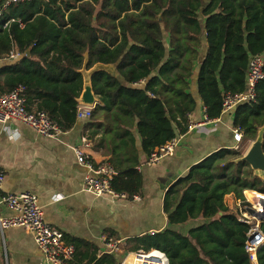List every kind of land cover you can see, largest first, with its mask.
<instances>
[{
	"label": "trees",
	"instance_id": "obj_1",
	"mask_svg": "<svg viewBox=\"0 0 264 264\" xmlns=\"http://www.w3.org/2000/svg\"><path fill=\"white\" fill-rule=\"evenodd\" d=\"M12 51L20 55L0 68V91L24 85L29 108L45 110L62 131L78 120L83 66L116 65L118 74H93L99 102L91 111L89 136L106 122L115 143L125 128L109 161L117 171L112 186L131 197L139 195L143 177L130 130H138L147 157L186 133L197 107L190 79L198 66L205 114L210 120L220 118L225 95L246 90L249 61L264 53V0L10 3L0 16V60L9 59ZM142 82L146 84L140 86ZM233 115L243 140L256 139L264 126V80L255 86V100L238 105ZM243 153L223 148L191 166L165 194L169 226L129 239V250L160 249L170 264H253L246 248L251 225L232 213L233 204L241 199L249 205L245 190L264 193V179L247 163L236 162ZM200 217L206 221L187 233L174 229ZM261 229L264 233V222ZM67 240L76 248L81 242ZM257 258L264 264V246ZM93 259L94 264H121L113 252Z\"/></svg>",
	"mask_w": 264,
	"mask_h": 264
},
{
	"label": "crops",
	"instance_id": "obj_2",
	"mask_svg": "<svg viewBox=\"0 0 264 264\" xmlns=\"http://www.w3.org/2000/svg\"><path fill=\"white\" fill-rule=\"evenodd\" d=\"M3 1L0 0V11L3 10ZM11 59L0 60V68ZM110 69L118 74L116 65L111 64ZM198 74L199 66L190 79V91L197 101L195 111L189 115V120L194 123L204 120V105L198 92ZM145 84L142 82L140 86ZM233 113L234 110L223 112L218 119L206 122L199 128L188 129L180 135L183 141L176 153L155 164L147 162L141 136L136 128L131 129L143 182L138 198L128 196L119 199L109 195L95 196L84 189L86 169L78 163L73 146L79 144L83 136H89L93 129L90 127L91 117L78 118L74 127L62 131L57 138L42 135L18 121L6 125L0 123V172L5 176L4 186L0 188V213L12 214L2 202L7 192L32 191L38 197L45 220L62 229L66 241L72 237L81 240L78 248L75 247L72 264H94L95 256L113 252L106 242L119 238L125 239L126 245L121 251L113 253L121 258L122 264L126 253L132 252L128 248L129 239L159 232L169 226L164 197L169 189L165 183L170 176L185 175L190 165L218 150L241 149L245 145V140L237 143L234 139ZM106 124L104 122L98 128L97 134L91 138L89 136L91 147L87 152L95 163L110 162L113 157L112 146L125 138L124 128L113 143L112 135L106 133ZM14 133H19V136L13 138ZM237 204H233L235 211ZM194 226L180 224L174 229L187 233ZM127 261L130 263L131 258ZM0 264L47 263L34 234L22 227H11L0 232Z\"/></svg>",
	"mask_w": 264,
	"mask_h": 264
},
{
	"label": "built area",
	"instance_id": "obj_3",
	"mask_svg": "<svg viewBox=\"0 0 264 264\" xmlns=\"http://www.w3.org/2000/svg\"><path fill=\"white\" fill-rule=\"evenodd\" d=\"M23 1L26 0H5L2 8L4 9L10 3ZM2 11H0V16ZM12 21V19L4 21L3 27L8 28ZM19 55V52L12 51L9 58H16ZM260 80H264V53L251 57L248 66L246 90L237 94H226L223 101V112L232 111L244 102L254 101L255 86ZM92 108L90 106H79L78 118L90 117ZM12 121L26 124L36 132L52 138H57L62 133L61 128L45 110L29 108L24 85H19L8 92L0 91V123L6 125ZM209 121L212 120L207 118L204 108V120L199 123L189 121L188 129L199 128ZM234 139L237 143L243 140V133L239 128L234 129ZM180 142V136L170 139L153 151L147 162L155 164L165 157L174 155ZM90 147L91 141L88 136H83L81 142L73 146L78 163L86 169L83 180L84 189L95 196L109 195L115 199L128 197L126 193L119 192L112 186L114 176L117 174L114 166L110 162L95 163L91 160L87 152ZM4 183V173L0 172V188L4 186ZM248 191L245 190L244 194ZM262 196L264 197V194ZM134 197L138 198L139 196L134 195ZM237 200L238 207L234 214L240 221L251 225L246 248L251 255L252 263L258 264L257 251L264 246V233L261 229V224L264 221L258 216L251 214L246 206L242 208L241 204L243 201L241 199ZM2 202L12 211V214L3 215L0 213L1 233L11 227H22L34 234L35 241L44 254L47 264H71L76 251L75 246L65 240V234L62 229L45 220L43 209L35 193L28 190L17 193L7 192L3 195ZM252 206L264 214L263 207ZM125 245L126 241L122 238L110 239L106 242V246L115 253L121 251V248ZM129 257L131 258L130 263L127 261ZM122 264H170V262L164 251L151 248L149 250L140 249L126 253Z\"/></svg>",
	"mask_w": 264,
	"mask_h": 264
},
{
	"label": "water",
	"instance_id": "obj_4",
	"mask_svg": "<svg viewBox=\"0 0 264 264\" xmlns=\"http://www.w3.org/2000/svg\"><path fill=\"white\" fill-rule=\"evenodd\" d=\"M115 65V64H114ZM111 64H103V63H96L90 69L86 68V64L81 69L83 73V91L78 98V102L82 106H90L95 107L98 103V97L93 90L92 85V77L93 74L99 70H106L108 72H112L110 69ZM237 107L234 108V110ZM183 140H181L182 143ZM245 162L247 163L250 168L254 171V174L264 179V126L260 128L256 139L252 140L249 144L245 152L236 159V162ZM192 166V165H190ZM179 178V175L175 174L170 176L169 180L165 183L167 189ZM259 191L249 190L246 194H244V198L250 205L247 206V210L255 215L258 216L261 220L264 221V214L253 208L252 205L255 207H263L264 209V197Z\"/></svg>",
	"mask_w": 264,
	"mask_h": 264
},
{
	"label": "rangeland",
	"instance_id": "obj_5",
	"mask_svg": "<svg viewBox=\"0 0 264 264\" xmlns=\"http://www.w3.org/2000/svg\"><path fill=\"white\" fill-rule=\"evenodd\" d=\"M243 143V142H242ZM241 143V144H242ZM251 142H245V145L241 148V150H243L245 152V150L247 149V147L249 146ZM246 205H242V208H245ZM206 221L203 217L197 218V219H192L190 221H188V223L184 224V225H189V224H194V225H198L202 222ZM183 226V225H181ZM182 232V231H181Z\"/></svg>",
	"mask_w": 264,
	"mask_h": 264
},
{
	"label": "clouds",
	"instance_id": "obj_6",
	"mask_svg": "<svg viewBox=\"0 0 264 264\" xmlns=\"http://www.w3.org/2000/svg\"><path fill=\"white\" fill-rule=\"evenodd\" d=\"M19 136V133H14L13 134V138H16V137H18Z\"/></svg>",
	"mask_w": 264,
	"mask_h": 264
}]
</instances>
